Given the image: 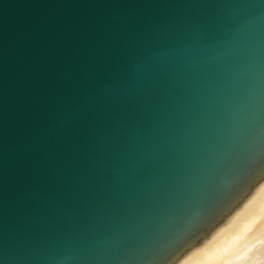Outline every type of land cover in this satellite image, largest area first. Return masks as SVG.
I'll use <instances>...</instances> for the list:
<instances>
[{"label": "water", "instance_id": "95a60500", "mask_svg": "<svg viewBox=\"0 0 264 264\" xmlns=\"http://www.w3.org/2000/svg\"><path fill=\"white\" fill-rule=\"evenodd\" d=\"M264 187V0H0V264H184Z\"/></svg>", "mask_w": 264, "mask_h": 264}, {"label": "bare ground", "instance_id": "6f19581e", "mask_svg": "<svg viewBox=\"0 0 264 264\" xmlns=\"http://www.w3.org/2000/svg\"><path fill=\"white\" fill-rule=\"evenodd\" d=\"M184 264H264V187L227 228Z\"/></svg>", "mask_w": 264, "mask_h": 264}]
</instances>
